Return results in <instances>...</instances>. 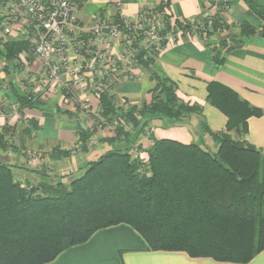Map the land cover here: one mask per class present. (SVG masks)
I'll return each mask as SVG.
<instances>
[{
	"label": "trees",
	"instance_id": "obj_1",
	"mask_svg": "<svg viewBox=\"0 0 264 264\" xmlns=\"http://www.w3.org/2000/svg\"><path fill=\"white\" fill-rule=\"evenodd\" d=\"M77 1L79 7L84 5L83 0ZM246 1L264 18V7ZM142 12H159L165 24L161 34L170 33L176 40L189 32L211 36L230 29L220 13L210 20L179 19L170 0ZM111 17L117 25H124L117 10ZM259 33L264 35V28L241 25V36ZM84 37L92 38L91 33ZM222 41L226 47L228 42ZM34 49L29 40H0V59L7 68H18L23 66L20 58L33 63ZM161 49L152 53L143 49L135 56L155 83L151 102L121 107L105 81L106 87L96 91L101 118L113 122L122 117L137 128L147 114L160 113L174 123L193 113L202 115V105L184 102L177 94V84L152 70ZM213 51L216 63L224 64L225 54L217 47ZM207 92L208 103L227 117L221 132H212L205 121L202 124L219 140L216 152L198 143L152 138L147 162L134 158L129 147L113 148L89 162L84 173L68 184L39 181L34 186L25 184L13 165L0 162V264L49 263L98 230L123 223L140 233L153 251H184L191 257L219 262L252 261L264 250V152L245 137L249 119L262 116L263 110L219 81L209 82ZM66 94L71 96L69 91ZM16 97L20 111L42 106L41 93ZM117 127L116 135L107 140L129 136L125 125ZM79 135L86 148L91 132L80 128Z\"/></svg>",
	"mask_w": 264,
	"mask_h": 264
},
{
	"label": "crops",
	"instance_id": "obj_2",
	"mask_svg": "<svg viewBox=\"0 0 264 264\" xmlns=\"http://www.w3.org/2000/svg\"><path fill=\"white\" fill-rule=\"evenodd\" d=\"M163 1L165 0H87L78 10L77 24L84 37V34L91 32L101 13L106 18L117 10L124 19H134L144 8H155ZM170 1L173 13L179 19L210 20L212 13H220L230 26V29L225 28L220 34L211 36L189 32L162 47L152 70L173 80L177 84V94L184 102L203 106L202 115L193 113L176 124L160 113L145 115L141 118L143 123L137 128L126 123L122 117L113 122L105 121L99 112L100 99L96 92L98 88L106 87L105 81L112 93L117 95L118 105L126 108L128 105L142 106L151 102V90L155 83L150 73L138 63V67L131 73L121 64L110 67L105 63L98 65L94 72L91 64L92 60L95 61L94 58L84 51L77 55L72 49L70 51L74 63H81L84 74L88 78H94L90 88L80 99L87 103L88 109L83 107L84 104L76 106L72 99L74 94L69 89L70 78L63 75L62 79L66 78L67 81L51 91L48 99H42L40 108L24 107L20 111L18 107L15 112L12 106H20L17 94L42 93L43 87L39 84L41 64L37 57L31 64L25 58L21 62L26 68L24 79L16 80L18 69L5 67L6 63L3 66L0 59V161L13 165L16 175L25 179V184L34 186L39 181H48L50 175L55 177L52 181L70 182L76 173L83 170L85 164L113 148L129 147L134 158L147 162L149 149L153 144L152 138L198 143L208 147L211 152H216L219 140L205 131L202 124L205 121L212 132H221L226 129L227 117L207 101V87L211 81L230 86L243 99L263 110L262 116L249 119L245 138L248 143L264 152V35H240L243 23L263 29L264 18L246 0ZM253 1L264 7V0ZM22 32V28L16 25L13 35L6 41L22 40ZM222 40L228 42L226 47L222 45ZM94 43L100 45V40ZM102 47L109 54L117 51L108 37H104ZM215 47L226 56L222 65H218L214 59ZM227 47L230 49L227 50ZM25 80L33 84H28ZM54 91L56 92L53 93ZM68 91L70 97L66 94ZM31 120L37 122L39 128H35ZM120 124L125 125L129 136H122L114 142L107 140L116 135ZM80 128L91 132L88 142L93 141L94 145L82 147ZM232 136L238 137L235 132H232ZM46 264L240 263L191 257L184 251L150 250L144 237L132 226L123 223L98 230L86 242L68 247ZM246 264H264V250Z\"/></svg>",
	"mask_w": 264,
	"mask_h": 264
},
{
	"label": "built area",
	"instance_id": "obj_3",
	"mask_svg": "<svg viewBox=\"0 0 264 264\" xmlns=\"http://www.w3.org/2000/svg\"><path fill=\"white\" fill-rule=\"evenodd\" d=\"M80 7L77 0H2L0 3V40L6 41L11 37L16 25L22 28L21 38L34 45L35 55L41 64L39 84L43 87L42 99L49 98L53 87L63 85V75H67L70 78L69 89L76 102H82L81 96L90 88L94 78L84 74L81 63H74L71 49L77 55L83 51L89 53L95 60L91 61L94 72L98 65L105 63L110 67L121 64L131 73L138 67L135 56L140 50L152 53L162 48L164 40L166 45L176 40L170 33L161 34L165 24L159 12H141L134 19H124L123 26L114 23L110 15L106 18L98 15L90 32L92 38L88 41L77 24ZM212 14L209 17H213ZM104 37L112 40L117 51L109 54L102 47ZM96 40H100V45L94 43ZM18 107L12 106L15 112ZM88 145L92 146L94 142L90 141Z\"/></svg>",
	"mask_w": 264,
	"mask_h": 264
},
{
	"label": "rangeland",
	"instance_id": "obj_4",
	"mask_svg": "<svg viewBox=\"0 0 264 264\" xmlns=\"http://www.w3.org/2000/svg\"><path fill=\"white\" fill-rule=\"evenodd\" d=\"M24 56H26V55L24 54ZM24 56H23V57H24ZM23 60H24V59H21V58L19 59L20 62H23ZM1 61H2V65H3V66L7 65V64H5L6 61H5L4 59H1ZM4 64H5V65H4ZM5 67H6V66H5ZM14 69H15V68H14ZM17 69H18V72H17L18 74H17V77H15V79H16V80H17V78H19V79H20V78H21V79H24V76H25V69H26V68L23 66V67H19V68H17ZM39 79H40V75H39ZM66 81H67L66 78L62 79L61 84H63V82H66ZM25 82H29V81L25 80ZM28 84H33V83H30V82H29ZM40 85L42 86V84H40ZM58 87H61V86H58ZM58 87H53V88H52V91H53L54 89L56 90ZM55 92H56V91H54L53 93H55ZM72 99H73V101L75 100L74 102H76V97H75L74 95H73ZM80 104H84V106H83V105H82V106H83L85 109H88L87 103H84V100H83V102H80ZM175 124H176V123H175ZM16 135H17V134H15V136H16ZM15 139H17V137H16ZM13 141H14V143H16V140H13ZM207 143H208V142H207ZM7 146H9V145H7ZM202 146H203V145H202ZM4 147H5V146H4ZM15 147H17V146H15ZM204 147H205L206 149H209V148L206 147V146H204ZM2 150L4 151V149H2ZM5 150L7 151L8 149H5ZM0 162H1V161H0ZM4 163H5V162H4ZM8 164H9V163H8ZM84 166H85V167L83 168V170H82L80 173H76L74 177H78V176H80V175H82V174L84 173L85 169H87V167H88V164H85ZM48 176H49V175H48ZM53 179H55V177L52 176V175H50V177L47 178V180L50 181V183H52V182H53V183L56 182V181H52ZM57 182H58V181H57ZM64 183H67V184H68L69 182H64Z\"/></svg>",
	"mask_w": 264,
	"mask_h": 264
}]
</instances>
